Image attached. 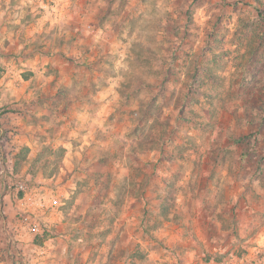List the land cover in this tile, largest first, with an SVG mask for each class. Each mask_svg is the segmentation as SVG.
<instances>
[{
	"label": "rangeland",
	"instance_id": "obj_1",
	"mask_svg": "<svg viewBox=\"0 0 264 264\" xmlns=\"http://www.w3.org/2000/svg\"><path fill=\"white\" fill-rule=\"evenodd\" d=\"M0 264H264V0H0Z\"/></svg>",
	"mask_w": 264,
	"mask_h": 264
},
{
	"label": "built area",
	"instance_id": "obj_2",
	"mask_svg": "<svg viewBox=\"0 0 264 264\" xmlns=\"http://www.w3.org/2000/svg\"><path fill=\"white\" fill-rule=\"evenodd\" d=\"M17 186V188L19 187L20 189H24V184L23 183H21V182H19L18 184H16ZM32 225V224H31ZM33 228H31V229H37V227L36 226H32Z\"/></svg>",
	"mask_w": 264,
	"mask_h": 264
}]
</instances>
